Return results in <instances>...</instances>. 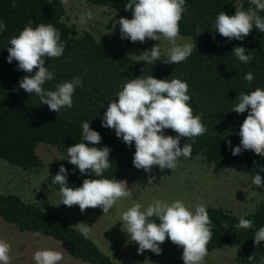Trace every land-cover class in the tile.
Here are the masks:
<instances>
[{
	"label": "trees",
	"instance_id": "16d2710c",
	"mask_svg": "<svg viewBox=\"0 0 264 264\" xmlns=\"http://www.w3.org/2000/svg\"><path fill=\"white\" fill-rule=\"evenodd\" d=\"M85 1L93 6H106L126 13L132 18V11L125 9L128 0ZM240 5L243 10L254 8L250 0H186L180 35L191 37L192 54L178 64H167V55L148 64L112 48L88 30L68 25L64 0H0V22L6 25L0 32V160L24 171H38L42 160L37 147L45 144L56 148L59 156L52 160L53 168L47 175V181L58 192L59 185L52 180L61 165L68 169L69 187L81 186L84 179H114L123 170L137 169L133 165L134 142L131 146L126 145L115 135L114 129L102 127L101 122L109 102L118 99L117 94L129 79L152 75L157 79L170 81L176 78L187 82L193 114L200 115L208 129L203 136L192 138L195 143L189 138L181 139V147L184 143L192 147L187 158L199 157L220 167L233 164L253 179L259 169L264 168V157L243 149L241 154L233 156L227 142L231 141L232 147L240 146V125L248 114L247 111L241 114L232 111L239 102L236 97L256 88L264 89V33L254 27L244 40L229 41L215 32L214 27L220 12L234 15L235 7ZM258 14L264 18V11ZM29 20L33 21V28L41 23L52 24L66 45L61 57L46 58L45 66L55 75L43 87L56 90L57 84L71 81L76 76L82 77V86L77 87L73 94L72 107L62 108L58 114L49 110L46 104H40L38 96L19 87L20 80L28 74L18 70L15 60L11 64L7 62L10 39L18 35ZM197 27L203 32L199 34ZM236 46L244 47L254 58L248 64L240 62L232 53ZM249 71L254 75L251 83L244 79ZM85 121L102 137L100 144L89 146L111 149V166L102 177L89 173L82 175L66 159L68 147L84 142L82 123ZM164 134L176 135L171 129H165ZM259 174L264 180V171ZM257 189L263 198L247 214L207 207L213 233L207 245L208 252L236 248L240 264H260L264 258V242L256 246L253 239L256 231L264 227V187ZM241 216L252 220L254 226L250 229L236 227ZM0 220L19 235L52 238L70 258L87 264H117L90 236L85 239L58 213L26 201L18 194L0 191ZM156 222L159 223L158 218ZM253 254L255 259L249 261L248 257Z\"/></svg>",
	"mask_w": 264,
	"mask_h": 264
},
{
	"label": "clouds",
	"instance_id": "9594fccd",
	"mask_svg": "<svg viewBox=\"0 0 264 264\" xmlns=\"http://www.w3.org/2000/svg\"><path fill=\"white\" fill-rule=\"evenodd\" d=\"M186 0H128L126 10L132 11V18L121 17L115 21L119 25L121 39L131 42L144 43L146 40H166L171 45L167 49V64H178L185 61L193 52V44L177 43L180 37V21L185 8ZM254 8L243 10V6H236L235 14L229 15L220 12L215 18V32L227 40H244L253 28L264 33V18L258 12L264 11V0H250ZM15 4H13V7ZM33 21L18 34L10 39L7 48V62H18V70L27 73L19 82V87L29 94H35L40 104H46L49 110L60 113L62 108H71L73 94L77 87L82 86V77H73L56 85V90H47L45 83L51 81L54 73L45 66L46 58H59L63 55L65 43L61 40V33L52 24H39L35 28ZM6 25L0 22V32ZM200 34L203 31L197 27ZM196 47V44H195ZM232 53L240 62L248 64L254 57L250 51L242 46L233 48ZM162 55L161 44L153 45L150 50L131 55L137 61L153 64ZM36 70V71H34ZM244 79L251 83L254 79L252 72L245 74ZM187 82L180 79H157L152 75L129 79L121 91L118 99L109 102L104 113L101 126L115 130V135L131 146L134 142L135 152L133 165L145 172H151L154 166L161 171L175 169L178 158L190 157L191 144L180 146L181 139L203 136L207 132L200 115H194L189 104ZM238 103L232 111L241 114L247 111V116L240 125V146H228L233 156L239 155L243 150H251L257 156L264 157V89L256 88L248 94L241 93ZM83 141L67 148L66 159L75 165L83 175L94 174L102 177L111 164L109 154L111 149L107 146L98 148L101 142L99 132L90 128V123H82ZM171 129L176 135H165L164 130ZM88 142V143H85ZM195 143V139H192ZM261 171L253 177L252 183L257 187H264ZM154 176H150L148 184L153 183ZM52 182L59 185L62 196L61 203L67 207L79 206L81 213L88 208H101L104 214L114 207L117 201L130 196V189L126 180L116 179H84L79 187H69L68 169L61 165ZM60 203V204H61ZM143 209V210H142ZM155 217V219H152ZM158 218L159 223L156 222ZM121 221L126 226V232L132 242L138 244V253L145 250L160 255L162 245L169 239L174 245L183 249L182 260L184 264H204L208 254L207 245L212 239V220L208 214L207 206L200 203L194 210L182 200H175L171 204L163 200H154L146 208L135 203L123 212ZM227 227V224L224 225ZM253 221L239 218L238 228L250 229ZM87 239L92 227L86 223L73 226ZM256 246L264 242V227L255 233ZM11 246L0 239V264H11ZM63 252L53 249L37 250L33 259L35 264H60ZM255 259L254 254L248 257L249 261ZM260 264H264V258Z\"/></svg>",
	"mask_w": 264,
	"mask_h": 264
},
{
	"label": "rangeland",
	"instance_id": "374dc122",
	"mask_svg": "<svg viewBox=\"0 0 264 264\" xmlns=\"http://www.w3.org/2000/svg\"><path fill=\"white\" fill-rule=\"evenodd\" d=\"M64 5L68 25L92 32L96 38L105 40L122 53L139 55L160 43L162 55H167V49L171 47L166 40L133 43L129 39H121L119 25L116 24L113 28V24L121 17L131 19L126 13L106 6H93L85 0H64ZM180 37L177 43H192L191 37ZM37 153L42 160V167L38 171H24L0 160V191L18 194L26 201L56 212L73 226L86 223L92 227L89 236L117 264H184L183 249L169 239L160 245V255L150 250L138 253V244L130 241L125 231L126 226L121 221L123 212L135 203L146 208L154 200L171 204L179 199L193 210L196 205L203 203L207 207H220L244 215L253 211L263 198V194L252 183V178L236 165L220 167L196 157L178 160V165L173 170L161 171L158 166H154L151 172L142 169L123 170L114 179L127 181L130 196L117 201L108 214H104L99 207L88 208L81 213L78 205H63L61 194L47 181V175L53 168L52 160L59 156L57 149L41 144L37 147ZM150 176L155 179L148 184ZM0 239L11 246V264H35L33 255L41 249L63 252L64 258L60 264H87L70 258L63 247L52 238L32 234L19 235L1 220ZM204 264H240L238 251L236 248L215 249L208 252Z\"/></svg>",
	"mask_w": 264,
	"mask_h": 264
}]
</instances>
